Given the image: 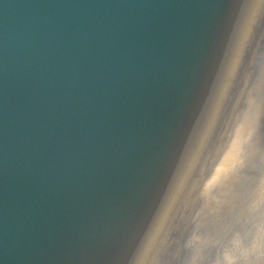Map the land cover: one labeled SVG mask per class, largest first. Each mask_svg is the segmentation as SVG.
I'll return each instance as SVG.
<instances>
[{"label": "water", "instance_id": "95a60500", "mask_svg": "<svg viewBox=\"0 0 264 264\" xmlns=\"http://www.w3.org/2000/svg\"><path fill=\"white\" fill-rule=\"evenodd\" d=\"M252 3L0 0V264H126L202 170L215 199L264 146Z\"/></svg>", "mask_w": 264, "mask_h": 264}, {"label": "clouds", "instance_id": "9594fccd", "mask_svg": "<svg viewBox=\"0 0 264 264\" xmlns=\"http://www.w3.org/2000/svg\"><path fill=\"white\" fill-rule=\"evenodd\" d=\"M262 7L264 0H253L248 33ZM262 85L264 74L258 94ZM208 171H201L187 195L174 194L148 222L139 242L130 246L126 264H140L145 239L157 226L160 242L144 264H264V146L246 150L243 166L215 190V199L203 194Z\"/></svg>", "mask_w": 264, "mask_h": 264}]
</instances>
